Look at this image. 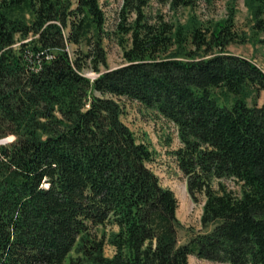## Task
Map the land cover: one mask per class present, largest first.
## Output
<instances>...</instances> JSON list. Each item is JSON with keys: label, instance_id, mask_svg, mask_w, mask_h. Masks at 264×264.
<instances>
[{"label": "trees", "instance_id": "trees-1", "mask_svg": "<svg viewBox=\"0 0 264 264\" xmlns=\"http://www.w3.org/2000/svg\"><path fill=\"white\" fill-rule=\"evenodd\" d=\"M237 1L205 25L124 0L115 32L126 62L100 71L101 0H0V140L14 135L0 143V264H189L192 253L264 264V102L249 101L264 69L225 48L239 35ZM244 1L264 42V0ZM90 57L95 78L83 73ZM123 95L178 126L174 153L207 228L185 242L178 197L122 119Z\"/></svg>", "mask_w": 264, "mask_h": 264}, {"label": "rangeland", "instance_id": "rangeland-1", "mask_svg": "<svg viewBox=\"0 0 264 264\" xmlns=\"http://www.w3.org/2000/svg\"><path fill=\"white\" fill-rule=\"evenodd\" d=\"M74 6L77 0H72ZM103 9L106 12L107 21L106 28L110 35L104 38V48L106 50V63L100 64V71L108 68L119 66L126 62L124 57V48L119 40V34H116V25L120 21V11L122 10L124 0H101ZM230 0H198L194 6H180L178 9L171 7L170 3H162L159 0H149L145 6L150 18L154 19L157 15L162 14L165 19L176 21L178 19L187 21L192 14L204 22L214 21L228 14ZM236 28L238 36L235 40L230 41L225 46L226 50L245 55L255 61L264 69V42L261 40L263 34L258 33L252 28L253 18L244 0L236 2ZM133 14V12H132ZM242 37H245L242 39ZM131 45V40L125 41ZM193 47V44H189ZM78 46L74 43H68L67 48L72 57H75V50ZM84 49L87 44L81 45ZM218 49V48H216ZM84 61L88 63L83 70V73L91 78L99 75V70H94L90 67L95 61L93 58H87ZM214 93L219 97V102L224 104L225 96L222 93V88H214ZM256 92V91H255ZM254 92V93H255ZM122 104L123 112L122 119L136 132L139 139H145L155 150L154 158L149 165L160 176L161 182L165 186L171 187L179 200L177 215L181 221L179 228L180 242L187 241L191 235L207 230L202 224L201 215L203 211L204 197H200L199 201H195L187 189V178L180 168L176 156L175 149L181 144L175 124L163 116L154 107L146 106L138 100L128 98L123 95L117 97ZM258 104L264 102V90H260L257 94H252L249 101H255ZM223 100V101H222ZM14 135L7 137L11 140ZM5 141V140H3ZM228 184L235 189L238 185L231 179L227 180ZM107 255H112L114 247L111 244L105 246ZM189 264H230L226 261H214L202 258L192 253L189 255Z\"/></svg>", "mask_w": 264, "mask_h": 264}, {"label": "clouds", "instance_id": "clouds-1", "mask_svg": "<svg viewBox=\"0 0 264 264\" xmlns=\"http://www.w3.org/2000/svg\"><path fill=\"white\" fill-rule=\"evenodd\" d=\"M5 141H0V143H4Z\"/></svg>", "mask_w": 264, "mask_h": 264}, {"label": "water", "instance_id": "water-1", "mask_svg": "<svg viewBox=\"0 0 264 264\" xmlns=\"http://www.w3.org/2000/svg\"><path fill=\"white\" fill-rule=\"evenodd\" d=\"M3 140H6V139H3ZM3 140H2V141H3Z\"/></svg>", "mask_w": 264, "mask_h": 264}, {"label": "bare ground", "instance_id": "bare-ground-1", "mask_svg": "<svg viewBox=\"0 0 264 264\" xmlns=\"http://www.w3.org/2000/svg\"><path fill=\"white\" fill-rule=\"evenodd\" d=\"M5 139H7V138H5Z\"/></svg>", "mask_w": 264, "mask_h": 264}]
</instances>
